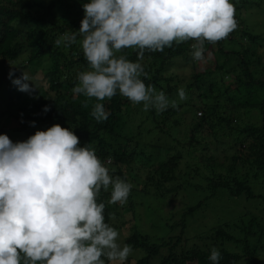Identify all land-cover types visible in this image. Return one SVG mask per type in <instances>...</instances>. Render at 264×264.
<instances>
[{
	"label": "clouds",
	"instance_id": "obj_1",
	"mask_svg": "<svg viewBox=\"0 0 264 264\" xmlns=\"http://www.w3.org/2000/svg\"><path fill=\"white\" fill-rule=\"evenodd\" d=\"M83 10L80 29L54 45L69 47L82 37L88 70L78 73L73 98L83 95L84 108L94 99L90 115L97 122L107 121L103 101L118 93L144 111L176 109L177 100L142 79H150L140 62L145 52L194 41L193 59L204 61L206 43L226 40L239 27L233 0H89ZM126 49L137 51L136 62L118 55ZM24 81L31 79L23 72L13 83L31 92ZM178 97L187 99L183 88ZM132 187L59 124L24 142L0 135V264H125L133 249L118 242L120 234L105 221L98 198L111 189L108 202L123 206ZM220 258L213 247L209 260L219 264Z\"/></svg>",
	"mask_w": 264,
	"mask_h": 264
},
{
	"label": "trees",
	"instance_id": "obj_2",
	"mask_svg": "<svg viewBox=\"0 0 264 264\" xmlns=\"http://www.w3.org/2000/svg\"><path fill=\"white\" fill-rule=\"evenodd\" d=\"M87 2L89 0H0V96L4 97V102L9 104V107L14 105L16 112L15 115L13 112L1 111L0 120L7 113V120L12 121L11 118L18 120L19 126L15 129L20 131L22 128L21 130H25L27 134L28 129L32 128L31 122L33 121L35 122L33 127L37 131H46L55 124L74 130L80 138V146L88 145L90 148L98 146L96 148L97 156L101 160L110 158V162H113L111 165L113 170L117 164L121 166L130 164L140 143L138 138L141 136L142 128L148 127L145 124L151 125H149L151 128L148 129L147 136L154 134L155 131L169 134L167 129L172 128L170 123L178 125V120H174L176 115L181 114L183 107L190 106L195 111L196 120L195 125L189 131V141L185 142L187 148L201 145L200 135L211 134L213 130H227L229 133L225 135L226 139H233L237 143L239 151L242 150L244 143H248L247 149L250 153L246 161H249L250 167L253 168L254 177L257 179L262 176L264 179V54L257 56L256 51L251 49L252 45L264 47L260 41L263 38L262 35L248 32L247 28L242 29L244 20L241 19L247 11L259 8L263 0H233L239 27L226 40L215 44L217 51L219 50L226 58L224 66L212 64L207 67L201 66L202 69H199L196 64L198 61L191 58L192 54L191 56L189 54L194 41L174 44L171 48H165L163 52H145L140 62L149 73L150 79L144 77L142 79L146 85H152L156 90L161 88L160 83L163 80L169 81L164 75L167 65L177 60H186L191 64L193 78L188 88L185 89L187 99L180 103L176 109L169 107L160 114L155 109H150L148 113L144 111L139 113L137 112L140 108L139 104H132L118 93L110 101H103L105 109L109 113L107 121L103 122H97L90 115L92 105L96 103L94 99L88 108H84L82 106V101L85 99L83 95L73 98L72 89L77 84V75L83 65L87 63L80 46L82 37L77 35V43L69 47H65L63 44L59 47L54 45V41L65 33H75L80 29L81 21L85 15L83 4ZM37 7H41L43 11L38 16L34 15L36 12H33V9ZM211 45L213 44L206 43L205 49L210 50ZM234 45L241 49L230 50L229 46ZM208 49L205 50V60L203 61L205 64L209 61ZM23 55H27V62L24 60L18 68L11 69L12 64L19 61ZM118 55H125L132 62L137 61V51L133 49H126ZM45 57L52 61V67L46 75L48 88L58 90L60 99L48 100L49 92L41 87L38 91L40 93L38 99L36 98L30 104L31 101H28L26 97L29 92L20 91L19 86L13 81L22 78L23 72L26 73V70L33 69L34 65ZM225 66L226 76L232 83L225 81L224 77H219ZM24 83L26 82L24 81ZM2 85H4V90L1 89ZM177 87L176 85L169 89L172 91ZM60 90H63L64 93H61ZM67 93L69 98L66 99ZM43 95L48 98H42ZM46 106L50 107V111L45 113L43 109ZM141 106L143 107L142 104ZM182 112L185 114L184 110ZM249 116L255 117L256 122L247 121ZM137 118H140L141 124L134 132V129L129 128V124ZM106 135L113 137L112 144H107ZM216 135L215 133V137ZM238 156L239 154L236 153L235 157L239 158ZM176 161V156H172L166 164L176 167ZM140 164L143 165L142 167L146 165L143 161H140ZM159 169L158 166L154 168L155 172H158ZM162 173L164 174V171ZM115 175L126 180L121 172L115 173ZM149 175L152 185L160 186L163 183L161 180L170 181L173 179L167 174L163 175L161 180L156 183L155 174L150 171ZM204 182L206 186L201 188H207L209 196L184 213L185 215L179 223L182 232L179 240L176 241V246H179L186 231V217L214 197L218 189H224L234 198L247 192L249 199L262 198L264 200V195L254 194L253 188L249 186L250 183L247 184L246 181L238 180L236 177L227 176L224 178L220 176L217 180L206 177ZM198 187L200 188V186ZM102 192L104 191L102 190ZM102 197L103 195H100L98 200ZM109 207L105 204L106 222ZM131 207L134 209L135 203ZM122 222L126 224L128 221ZM257 223L259 224V222ZM220 226V229L215 231L212 237V239L219 237L218 240L215 239V242L230 236L227 231L230 227L229 224L225 223ZM123 242L130 245L132 249L145 252L140 259H137V264H150L160 251L168 246V242H156L134 227L124 237ZM258 248V245L253 247L246 243L243 254L222 251L219 264H238L241 260H244L246 264H264V262L256 263L254 260L258 256ZM210 254L211 250L201 251L198 248L191 254L188 251L181 252V254H174L171 251L170 255L163 259L162 264H212L209 260ZM173 257L176 259L173 260Z\"/></svg>",
	"mask_w": 264,
	"mask_h": 264
},
{
	"label": "rangeland",
	"instance_id": "obj_3",
	"mask_svg": "<svg viewBox=\"0 0 264 264\" xmlns=\"http://www.w3.org/2000/svg\"><path fill=\"white\" fill-rule=\"evenodd\" d=\"M33 12H36L34 15L38 16L43 11L41 7H37L33 9ZM241 19L244 20L242 29L245 30L247 28L248 32L250 31L252 34L262 35L263 39L260 41L264 45V0L259 8L247 11L245 15H242ZM229 49L240 50L241 47L234 45L229 46ZM251 49L256 51L257 56L264 54V47L252 45ZM189 54L191 56L192 50H190ZM208 57L209 61L206 64L203 61L196 63L199 69H202L201 66L207 67L212 64L224 66L226 61L221 52L217 51L216 45H211L210 50L208 49ZM26 58L27 55H23L19 61L12 64L11 69L18 68L21 62L26 61ZM51 67L52 61L45 57L39 60L33 69L25 71L31 79V81H25L31 89V92L26 96L27 100L31 101L30 104L40 94L38 91L41 87H44L49 92L50 98L48 100L52 101L53 98L56 100L60 99L59 91L51 90L47 85L46 75ZM84 70H88L87 63L83 65L81 71ZM165 70L164 75L169 81L163 80L160 83L161 88H158L157 91H163L169 100H177L178 105L185 102L179 101L178 90L180 88L187 89L191 83L193 78L191 64L186 60H177L167 65ZM225 70L226 66L220 72L219 77H224L225 81L231 82L229 77L226 76ZM176 85L178 87L173 88L172 91L169 89ZM1 89L4 90V85H2ZM60 92L64 93L63 90H60ZM42 98L48 97L43 95ZM67 98H69L68 93ZM4 100V97L0 96V112H13L16 115L15 106L10 104L11 106L9 107V104L4 102ZM6 106L8 107L6 108ZM138 106L140 108L137 112L142 113L144 111L143 107L141 104ZM183 110L185 114L182 112ZM182 111L174 119L178 120L179 124L170 123L172 128L167 129L170 132L169 134L155 131L154 134L147 136L149 133L147 131L151 128V125L145 124L148 127L146 129L142 128L141 136L138 138L140 143L130 164H123L122 166L117 164L118 167L116 166L115 168L114 166L112 170L111 165L113 162H109L110 158L102 160L113 177H120L115 175V173L121 172L124 174L125 181L133 186L128 201L123 206L119 204L113 205L108 202L111 189L107 192H101L100 195H103V197L98 202H103L110 206L108 208L107 223L119 232L118 242L121 246L125 244L123 239L132 227L141 231L143 235L151 237L156 242H168V246L162 249L150 264H162L163 259H166L171 251L174 254H181V252L186 251L191 254L197 248L201 251H208L215 247L219 252L229 251L243 254L246 243L253 247L258 245V256L254 260L256 263L264 262V200L262 198L249 199L247 192H243L238 198H234L224 189H218L214 197L207 200L198 210L186 217V231L183 234V241L181 240L179 246H176V241L179 240L182 232L179 223L185 215L184 213L209 196L207 188H201L206 186L204 182L206 177L215 180L220 176L224 178L227 176L236 177L238 180L246 181L247 184L250 183L249 186L253 188L255 195H264L263 177L260 176L256 179L253 168L250 167L249 161H246L250 153L247 149L248 143H244V145L246 144L245 147L243 145L242 150L239 151L237 143L233 139H226L225 135L229 132L219 129L213 130L211 134L200 135L201 145L187 148L185 142L189 141V131L195 125V111L190 106L183 107ZM144 112L148 113V111ZM7 119L6 113V116L1 119L2 121L0 120V131L3 130L0 134H6L13 143L24 142L37 132L33 126L28 129V134L25 130H21L22 128L18 131L15 129L19 126L18 120L11 118L12 121H10ZM247 121L254 123L256 118L249 116ZM139 124H141V120L137 118L129 124V128L134 129V132H136ZM112 138L106 135L107 144H112ZM97 147L91 148L96 152ZM236 153L239 154V158L235 157ZM172 156H176V167H170L166 164ZM140 161H143L146 165L142 167L143 165L140 164ZM155 166L160 167L158 172H155ZM150 171L155 174L156 183L161 180L163 175L166 176L167 174L172 176L173 179L170 181L161 180L163 183L160 186L162 187L158 184L152 185L149 179ZM162 171H164V174ZM133 203H135L134 209L131 207ZM122 221L128 222L124 224ZM225 223L230 226L227 231L230 233L231 238L228 236L226 239L221 238L222 240L219 239V241L215 242V239L218 240L219 237L212 239L214 232L221 228L220 225ZM144 253L133 249L128 257L129 260L127 259L125 264H137V259H140ZM174 259L176 258L173 257ZM106 264H109V262ZM238 264L246 263L241 260Z\"/></svg>",
	"mask_w": 264,
	"mask_h": 264
}]
</instances>
